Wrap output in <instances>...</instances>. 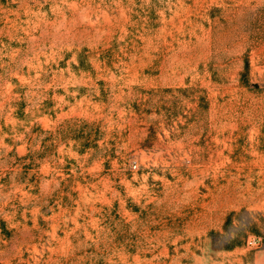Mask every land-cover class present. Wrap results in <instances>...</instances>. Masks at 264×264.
<instances>
[{"label": "rangeland", "instance_id": "obj_1", "mask_svg": "<svg viewBox=\"0 0 264 264\" xmlns=\"http://www.w3.org/2000/svg\"><path fill=\"white\" fill-rule=\"evenodd\" d=\"M0 264H264V0H0Z\"/></svg>", "mask_w": 264, "mask_h": 264}]
</instances>
